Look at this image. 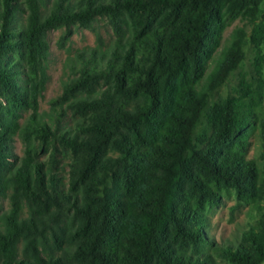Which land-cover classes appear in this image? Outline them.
<instances>
[{
	"label": "trees",
	"instance_id": "trees-1",
	"mask_svg": "<svg viewBox=\"0 0 264 264\" xmlns=\"http://www.w3.org/2000/svg\"><path fill=\"white\" fill-rule=\"evenodd\" d=\"M262 1L0 0V201L9 200L0 264H59L42 251L60 250L67 231L69 264H210L208 252L264 263V175L246 158L255 105L244 96L209 103L243 59L241 28L214 58L223 30L253 22ZM97 18L111 26L113 45L100 56L76 52L63 96L84 119L76 130H54L39 113L47 31L91 28ZM15 135L20 159L10 149ZM50 138L70 151L66 189L36 153L34 141L48 146ZM229 189L237 207L258 215V228L243 236L249 249L206 235L205 212Z\"/></svg>",
	"mask_w": 264,
	"mask_h": 264
},
{
	"label": "rangeland",
	"instance_id": "rangeland-1",
	"mask_svg": "<svg viewBox=\"0 0 264 264\" xmlns=\"http://www.w3.org/2000/svg\"><path fill=\"white\" fill-rule=\"evenodd\" d=\"M53 0H50V3ZM72 3L76 0H69ZM237 28H241L245 33L242 43L243 59L237 68L231 72L227 80L212 93L210 104L227 97H245L247 102L252 101L255 105L256 117L253 120V129L250 131L246 148L247 160L257 164L260 175H264V163L260 158L262 143L260 123L264 118V0L259 6L258 14L253 22L236 19L227 24L222 32L219 47L215 53L218 57L221 50L227 46L231 34ZM100 38V40L98 39ZM46 42L49 47L47 61L48 82L39 100V113L43 120L54 130L64 131L74 129L78 121H82L79 114L72 115L66 107V100L63 96V87L75 77L78 68L76 52L98 49V56L106 52L114 42V35L108 21L97 18L91 28L82 27L77 24L69 27H57L50 29L46 34ZM213 64H209L207 73ZM260 71V73H259ZM261 81L259 96L255 95V90ZM102 84L96 85L98 92ZM251 98L253 100H251ZM29 112L23 115V119L29 116ZM206 128V119L203 117L197 132H202ZM49 139L48 146L34 141L36 153L39 160L44 164L46 173L56 174L59 185L68 187L69 164L71 162L70 151L62 147L56 141ZM55 143V144H54ZM55 148V156L51 155ZM12 154L20 159L24 155V142L20 135H15L10 143ZM236 200L232 190L220 192V199L217 206L205 212L206 235L217 244H228L234 247L241 245L249 249V242L244 239V233L250 229L258 228V215L255 208L250 204L236 206ZM0 213L9 209V200L5 198L0 201ZM25 214V213H24ZM67 233H63V246L60 250L51 249L50 252L43 250L42 256L49 257L51 253L59 264H69L71 254V242ZM52 245L50 244V247ZM210 264H231L213 252ZM264 264V263H262Z\"/></svg>",
	"mask_w": 264,
	"mask_h": 264
}]
</instances>
